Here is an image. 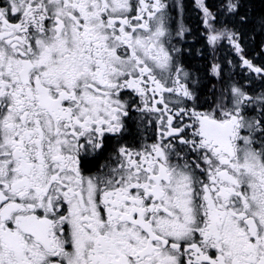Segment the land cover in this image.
Masks as SVG:
<instances>
[{
	"label": "snow or ice",
	"instance_id": "1",
	"mask_svg": "<svg viewBox=\"0 0 264 264\" xmlns=\"http://www.w3.org/2000/svg\"><path fill=\"white\" fill-rule=\"evenodd\" d=\"M0 264H264V0H0Z\"/></svg>",
	"mask_w": 264,
	"mask_h": 264
},
{
	"label": "trees",
	"instance_id": "2",
	"mask_svg": "<svg viewBox=\"0 0 264 264\" xmlns=\"http://www.w3.org/2000/svg\"><path fill=\"white\" fill-rule=\"evenodd\" d=\"M257 4L259 5V2L257 1Z\"/></svg>",
	"mask_w": 264,
	"mask_h": 264
},
{
	"label": "flooded vegetation",
	"instance_id": "3",
	"mask_svg": "<svg viewBox=\"0 0 264 264\" xmlns=\"http://www.w3.org/2000/svg\"><path fill=\"white\" fill-rule=\"evenodd\" d=\"M259 2V0H257Z\"/></svg>",
	"mask_w": 264,
	"mask_h": 264
}]
</instances>
